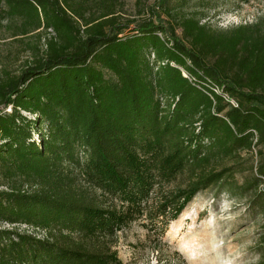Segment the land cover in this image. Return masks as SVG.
<instances>
[{
    "label": "trees",
    "instance_id": "trees-1",
    "mask_svg": "<svg viewBox=\"0 0 264 264\" xmlns=\"http://www.w3.org/2000/svg\"><path fill=\"white\" fill-rule=\"evenodd\" d=\"M121 2L0 0V26L20 21L15 35L55 32L20 73L0 74V174L11 184L0 190V264H123L120 232L142 220L163 241L232 172L203 166L264 141V18L216 34L154 8L126 17Z\"/></svg>",
    "mask_w": 264,
    "mask_h": 264
},
{
    "label": "rangeland",
    "instance_id": "rangeland-1",
    "mask_svg": "<svg viewBox=\"0 0 264 264\" xmlns=\"http://www.w3.org/2000/svg\"><path fill=\"white\" fill-rule=\"evenodd\" d=\"M121 6L129 18L148 15L154 8L175 25L184 17H195L216 34L264 18V0H122ZM2 21L0 74H18L36 57L39 47L45 49L46 40L55 32L42 29L41 35H15L20 21L8 16ZM178 33L182 34V28ZM263 164L264 141L251 149L238 150L235 157L203 166H230L232 172L222 182L200 191L170 223L163 241L149 235L142 220L120 232L117 249L123 264H264ZM10 185L0 174V190ZM22 189L31 187L24 185ZM204 233L210 236L205 238Z\"/></svg>",
    "mask_w": 264,
    "mask_h": 264
},
{
    "label": "built area",
    "instance_id": "built-area-1",
    "mask_svg": "<svg viewBox=\"0 0 264 264\" xmlns=\"http://www.w3.org/2000/svg\"><path fill=\"white\" fill-rule=\"evenodd\" d=\"M160 36H162L161 33H159ZM154 57V55H152ZM174 64V63H173ZM180 69L182 70L183 75L189 79L192 83L196 84L199 87H202L203 85H206L204 88V90L207 92L208 95H210L211 98H214L215 94H218L220 96H222L224 98L225 101L229 102L231 105L233 106H238L237 101L232 98L228 93H226L222 87H220L219 85L215 84L214 82L211 81V79L205 77L204 80L202 82H200V80L190 74L186 69L180 67ZM202 83V84H200ZM8 227H13L16 226L19 228L20 231L26 232L28 234H31L33 236H36L38 238H46L48 236V231L46 229H41L39 227L33 226V225H29V224H9L7 223ZM24 227V229H23Z\"/></svg>",
    "mask_w": 264,
    "mask_h": 264
},
{
    "label": "bare ground",
    "instance_id": "bare-ground-1",
    "mask_svg": "<svg viewBox=\"0 0 264 264\" xmlns=\"http://www.w3.org/2000/svg\"><path fill=\"white\" fill-rule=\"evenodd\" d=\"M205 231H206V230H205ZM205 231H204V232H205ZM208 232H209V231H208ZM204 234H205V233H204ZM203 236H205V238H206V236H207V237H209L210 235H208V234H205V235H203Z\"/></svg>",
    "mask_w": 264,
    "mask_h": 264
}]
</instances>
